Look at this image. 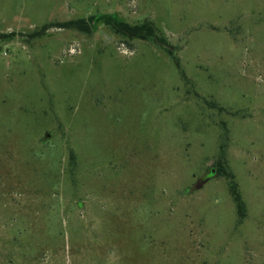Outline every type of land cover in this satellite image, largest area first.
Masks as SVG:
<instances>
[{"label": "rangeland", "instance_id": "374dc122", "mask_svg": "<svg viewBox=\"0 0 264 264\" xmlns=\"http://www.w3.org/2000/svg\"><path fill=\"white\" fill-rule=\"evenodd\" d=\"M0 36V264H264V0H0Z\"/></svg>", "mask_w": 264, "mask_h": 264}, {"label": "trees", "instance_id": "16d2710c", "mask_svg": "<svg viewBox=\"0 0 264 264\" xmlns=\"http://www.w3.org/2000/svg\"><path fill=\"white\" fill-rule=\"evenodd\" d=\"M104 17H109V16H102ZM106 19V23H109L110 25L118 34L127 37L129 39H142L145 40L147 37L153 36L154 29L151 23H144L140 26H131L127 25L124 23H116L112 22V19L110 18H104ZM58 28H63V29H76L80 32H87L86 24L83 22V20H75V21H68L65 23H60L57 24ZM49 28V26H44L40 32H36L33 35L38 36L40 34H44L45 31ZM1 37V36H0ZM171 52V51H170ZM171 54V53H169ZM172 55V54H171ZM178 65V63H176ZM221 166H219L220 168ZM230 184V183H229ZM231 188L230 192L233 196L234 202L236 203L237 209L239 211V214L241 217L244 216V204L240 199L239 194L236 191L235 186H230Z\"/></svg>", "mask_w": 264, "mask_h": 264}, {"label": "water", "instance_id": "95a60500", "mask_svg": "<svg viewBox=\"0 0 264 264\" xmlns=\"http://www.w3.org/2000/svg\"><path fill=\"white\" fill-rule=\"evenodd\" d=\"M211 172L213 174L212 177L215 176L214 170H212ZM207 178H210V176L209 177H206L205 179L207 180ZM205 179H203V180L200 181L199 186H201L206 181Z\"/></svg>", "mask_w": 264, "mask_h": 264}]
</instances>
